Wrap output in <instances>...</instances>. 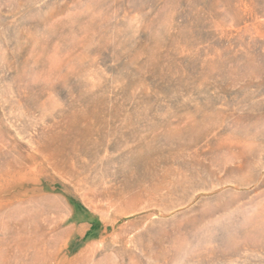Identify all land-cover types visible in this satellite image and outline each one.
Here are the masks:
<instances>
[{"label": "rangeland", "instance_id": "rangeland-1", "mask_svg": "<svg viewBox=\"0 0 264 264\" xmlns=\"http://www.w3.org/2000/svg\"><path fill=\"white\" fill-rule=\"evenodd\" d=\"M0 264H264V0H0Z\"/></svg>", "mask_w": 264, "mask_h": 264}]
</instances>
